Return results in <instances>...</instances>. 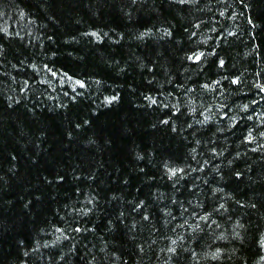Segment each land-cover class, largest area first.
<instances>
[{"label": "trees", "instance_id": "obj_1", "mask_svg": "<svg viewBox=\"0 0 264 264\" xmlns=\"http://www.w3.org/2000/svg\"><path fill=\"white\" fill-rule=\"evenodd\" d=\"M0 264H264V0H0Z\"/></svg>", "mask_w": 264, "mask_h": 264}, {"label": "snow or ice", "instance_id": "obj_2", "mask_svg": "<svg viewBox=\"0 0 264 264\" xmlns=\"http://www.w3.org/2000/svg\"><path fill=\"white\" fill-rule=\"evenodd\" d=\"M191 58H192V59H197V60H198V59H200V56L196 55V56H193V57H191ZM220 63L223 64L224 61L221 60ZM80 83H83V82L80 81ZM249 139H251V137H249Z\"/></svg>", "mask_w": 264, "mask_h": 264}]
</instances>
